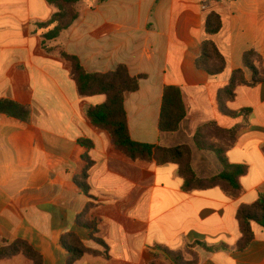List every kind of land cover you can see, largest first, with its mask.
I'll return each mask as SVG.
<instances>
[{
	"label": "crops",
	"instance_id": "obj_1",
	"mask_svg": "<svg viewBox=\"0 0 264 264\" xmlns=\"http://www.w3.org/2000/svg\"><path fill=\"white\" fill-rule=\"evenodd\" d=\"M77 9L75 24L47 40L58 12L48 0H0V102L28 112L26 118L0 112V249L22 240L43 264H67L61 240L75 234L87 250L76 264H172L156 247L176 252L197 242L209 249L196 248L198 264H264V228L254 225V240L239 250L236 220L242 205L264 194V81L237 89L225 107L235 116L219 105L234 72L252 80L245 54L255 52L264 73V0H81ZM211 10L224 19L211 37L227 60L218 77L196 67ZM62 53L77 57L89 73L125 65L131 76L143 75L139 90L125 100L131 137L165 148L191 146L201 178L223 168L214 153L196 147L197 129L212 122L239 127L228 159L248 168L243 193L231 198L219 187L187 192L177 166L133 161L117 150L111 135L87 117L106 96H79ZM167 86L181 89L187 108L175 133L158 126ZM85 157L93 162L87 184L94 201L75 183ZM91 221L104 244L84 226ZM0 264L31 261L19 254Z\"/></svg>",
	"mask_w": 264,
	"mask_h": 264
},
{
	"label": "trees",
	"instance_id": "obj_2",
	"mask_svg": "<svg viewBox=\"0 0 264 264\" xmlns=\"http://www.w3.org/2000/svg\"><path fill=\"white\" fill-rule=\"evenodd\" d=\"M80 1L48 0L51 5L58 9V12L49 22L50 25L55 24L56 26L45 36V39H55L75 24L79 19L77 6ZM99 1L102 3L108 0ZM213 1L218 4L223 0ZM223 24L224 19L219 12L216 10L206 12L204 26L207 37L201 44L196 67L211 77L222 75L227 67L225 56L211 38L222 31ZM62 56L71 63V75L76 82L79 96L83 98L98 95L106 96L104 104L88 109L87 117L95 127L105 130L111 135L112 142L117 150L133 161L140 160L148 163L156 162L158 165L172 164L177 166L178 174L183 179L184 188L187 192L207 191L219 187L231 198H237L243 193L241 178L247 175L248 168L244 165H233L228 159V152L237 141L239 127L223 129L212 122L197 129L194 136L196 147L201 151L213 152L223 168L222 172L216 176L207 179L200 178L192 167L193 153L189 145L165 148L139 143L131 137L125 100L128 94L139 90L140 80L144 78L143 75L139 77L131 76L125 65H119L115 71L105 74L89 73L83 68L77 57L66 53H62ZM255 57H257V54L253 51L245 54L244 57L245 68L253 74L252 80L247 82L244 72L242 70L236 71L233 73L228 85L219 94L221 113L235 116L229 113L225 107L228 102L235 99L237 89L243 85L257 86L264 81L263 70L257 67L253 61ZM0 112L19 118H26L28 114L26 108L10 101L0 102ZM186 116L187 108L181 89L175 86L165 87L158 124L159 130L167 133L178 132ZM85 162L86 166L82 174L75 178V183L86 196L94 201V198L90 195V187L87 184L93 162L89 157H85ZM94 206L93 202L89 204L87 210L78 218L79 224L85 218L88 210ZM236 220L241 234L238 249L244 250L255 238L254 225L264 228V194H261L255 203L242 205L237 211ZM83 224L92 231L94 241L104 244L96 238L98 234L96 221ZM61 244L69 253L67 264H76L87 253L75 234L65 235L61 240ZM197 247L207 249L204 244L197 242L187 245L182 251L171 252L161 246L156 247V250L161 251L172 264H198ZM222 248L227 249L226 246ZM19 254H23L31 261V264H43L41 255L22 240H17L11 245L1 248L0 260L12 258Z\"/></svg>",
	"mask_w": 264,
	"mask_h": 264
},
{
	"label": "rangeland",
	"instance_id": "obj_3",
	"mask_svg": "<svg viewBox=\"0 0 264 264\" xmlns=\"http://www.w3.org/2000/svg\"><path fill=\"white\" fill-rule=\"evenodd\" d=\"M191 147V146H190ZM209 152V151H208ZM192 153H193V151H192ZM211 153H213V152H211ZM192 167H193V157H192ZM201 178V177H200ZM203 179H205V178H203ZM207 179V178H206Z\"/></svg>",
	"mask_w": 264,
	"mask_h": 264
},
{
	"label": "built area",
	"instance_id": "obj_4",
	"mask_svg": "<svg viewBox=\"0 0 264 264\" xmlns=\"http://www.w3.org/2000/svg\"><path fill=\"white\" fill-rule=\"evenodd\" d=\"M204 8H206V7H204Z\"/></svg>",
	"mask_w": 264,
	"mask_h": 264
}]
</instances>
